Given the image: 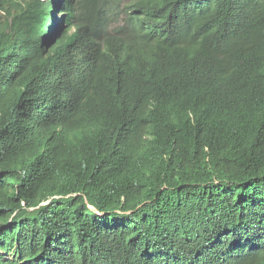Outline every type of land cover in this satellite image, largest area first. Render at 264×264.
Returning a JSON list of instances; mask_svg holds the SVG:
<instances>
[{"label": "trees", "instance_id": "obj_1", "mask_svg": "<svg viewBox=\"0 0 264 264\" xmlns=\"http://www.w3.org/2000/svg\"><path fill=\"white\" fill-rule=\"evenodd\" d=\"M116 3L0 0V264H264V0Z\"/></svg>", "mask_w": 264, "mask_h": 264}, {"label": "rangeland", "instance_id": "obj_2", "mask_svg": "<svg viewBox=\"0 0 264 264\" xmlns=\"http://www.w3.org/2000/svg\"><path fill=\"white\" fill-rule=\"evenodd\" d=\"M129 2H130V0H117V3H118L117 13H119V14L122 13L124 6H126ZM121 17H123V15H121ZM120 24H123V20L121 21ZM4 255L7 257L6 254H4ZM12 258H13L12 256L7 257V259H12Z\"/></svg>", "mask_w": 264, "mask_h": 264}, {"label": "clouds", "instance_id": "obj_3", "mask_svg": "<svg viewBox=\"0 0 264 264\" xmlns=\"http://www.w3.org/2000/svg\"><path fill=\"white\" fill-rule=\"evenodd\" d=\"M130 1H132V0H130ZM116 5H117L116 10H118V3H116ZM123 12H124V9H123L122 13H120V14L118 13L120 15V18L118 19V25H121L120 23L122 20H123V24L125 23L126 16L123 15ZM121 15H123V17H121ZM60 18H61V14L58 11H56V20L58 21V20H60ZM60 30H62V29H60Z\"/></svg>", "mask_w": 264, "mask_h": 264}]
</instances>
